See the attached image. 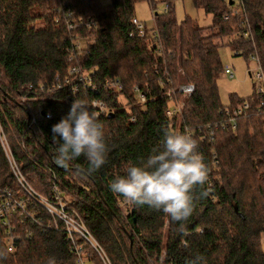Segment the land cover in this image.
Returning <instances> with one entry per match:
<instances>
[{
    "label": "trees",
    "instance_id": "1",
    "mask_svg": "<svg viewBox=\"0 0 264 264\" xmlns=\"http://www.w3.org/2000/svg\"><path fill=\"white\" fill-rule=\"evenodd\" d=\"M137 1L0 0V119L17 163L30 185L47 195L51 194L49 170L54 172L60 193L111 264H187L197 255L206 264H264L260 241L264 231V106L257 108L259 98L253 89L245 97L229 93L228 105L249 103L237 116L234 129L218 126L212 142L197 140L210 172L203 189L207 195L201 197L200 188L195 191L198 198L187 221L189 235L178 233L179 224L162 211L130 205L109 188L128 164L146 160L161 145L165 128L179 131L185 125L194 129L224 119L216 86L222 71L217 38L235 33L228 44L234 54L255 53L264 72V0H240L243 11L236 13H232L235 1L191 0L211 13V22L205 26L186 15L177 21L172 0H161L165 8L153 12L157 38L129 35ZM68 10L74 11L71 20L78 24L73 29L63 15ZM225 12L227 18L222 17ZM243 13L251 38L240 31ZM91 15L97 25L86 27L83 20ZM89 36L93 41L77 48L75 39ZM239 43L252 44L244 50L236 47ZM74 64L92 74L100 86L96 91L80 83L79 90L72 91L73 77L67 82L65 76ZM108 77L121 79L123 98L118 91L102 88ZM183 82L192 83L193 90L182 97L174 91L170 99L181 98V108L178 115L167 116L170 99L165 91ZM134 84L150 86L152 97L143 104L136 102ZM95 97L113 112L110 117L98 116L110 148L107 163L95 172L87 170L84 157L68 169L56 165L52 125L67 115L74 99L90 103ZM38 105L49 110L50 117L39 115L25 129L28 117L39 113ZM89 110L93 112L90 105ZM0 181L13 184L1 151ZM42 214L47 221L49 215L44 210ZM19 234L15 249L8 251L0 229V251L7 253L0 264H77L61 222L57 228L26 223ZM76 241L82 243L83 253H98L82 237ZM93 259L103 264L95 255Z\"/></svg>",
    "mask_w": 264,
    "mask_h": 264
},
{
    "label": "built area",
    "instance_id": "2",
    "mask_svg": "<svg viewBox=\"0 0 264 264\" xmlns=\"http://www.w3.org/2000/svg\"><path fill=\"white\" fill-rule=\"evenodd\" d=\"M235 1L236 6L232 8V13H236L239 10L243 11V6L240 0H229ZM67 17L68 27L73 29L78 24L71 20L74 15L73 10H68L63 13ZM228 14L223 13L222 17L227 18ZM79 20H83L79 17ZM86 27L96 26L97 21L93 15L89 16L88 20L85 21ZM130 23L132 29L129 31V35L137 34L138 36H151L154 38L158 37V31L155 26L147 27L145 22L141 20L138 16L133 14L130 18ZM241 33L244 37H250V30L243 13L241 18ZM86 41L92 42L93 36L86 37L85 39L77 37L75 39V45L79 49H83L86 46ZM157 50H160L161 44L157 45ZM249 57L255 62V67L253 69H247L248 75L253 79V91L254 94L259 98L257 108L259 106H264V72L259 64L258 58L255 53H250ZM71 55L69 59H72ZM94 70V69H93ZM224 74L231 76L232 71L229 66L222 67ZM73 77L72 91L76 92L79 90V83L83 84L93 91H96L100 86L97 81L93 79L92 74L85 68L80 67L78 64H74L69 68V74L65 76V81H70ZM255 84V85H254ZM102 88L104 90H114L119 92V97L123 98L121 88L122 81L119 77H108L102 81ZM142 88L138 84L132 86V94L136 102L145 103L147 98L151 95V88L148 85ZM31 87V85H29ZM42 88V85L39 86ZM193 90V84L190 82H183L177 84L175 89H169L165 91V95L170 99L174 91L178 92L182 96L190 94ZM180 96V97H182ZM152 97V96H150ZM181 98L169 100L168 105L165 108V113L167 116L177 114L181 108ZM248 101L244 100L235 105H223L222 112L224 114V119L220 122L211 124L210 122L204 123L202 125L195 126L194 129H190L183 125L181 132L190 131L194 138L198 141H206L207 143L212 142L214 137L213 130L218 126L221 128L234 129L236 127V118L245 109L248 108ZM89 105L93 108V112L97 116L101 114H107L111 111L106 102L100 98H92ZM39 113H32L27 120L25 129L29 128L37 119L39 115L44 114L45 117H50V111L42 110L41 105H38ZM134 119V117H132ZM0 151L3 153L5 160L7 162L8 170L10 176L13 178V184L2 183L0 181V229L3 231L4 244L8 251H13L15 249L16 241L20 237L19 229L25 226L26 223L32 224L36 223L45 227H55L57 228L62 223V227L66 233V237L72 242V249L75 253L74 258L77 264H95L93 255L98 257L103 264H111L108 256L104 253L103 249L97 244L89 233L85 223L81 217L76 213L69 201L62 196L58 186L56 184V178L54 172L49 173L51 177L50 188L51 194L47 195L39 190L35 189L25 178L21 167L17 163L11 143L7 137L5 128L0 119ZM212 155H214L212 153ZM215 163V160H213ZM43 210L49 215V219L44 221ZM27 235H31V230L29 229ZM82 237L93 249L98 253H83L82 243H78L76 238ZM261 239L264 240V231L261 233Z\"/></svg>",
    "mask_w": 264,
    "mask_h": 264
},
{
    "label": "clouds",
    "instance_id": "3",
    "mask_svg": "<svg viewBox=\"0 0 264 264\" xmlns=\"http://www.w3.org/2000/svg\"><path fill=\"white\" fill-rule=\"evenodd\" d=\"M52 142L57 145L54 162L68 169L84 157L88 171L95 172L107 163L110 148L106 143L103 125L95 112L89 110L87 99H74L66 116L51 127ZM199 143L190 131L165 128L161 145L139 163H130L123 175H117L109 188L133 206L147 205L162 211L171 222L179 224L178 233L189 235L187 221L192 217L197 188L205 196L204 186L210 169L198 151ZM7 253L0 251V259ZM187 264H206L197 255Z\"/></svg>",
    "mask_w": 264,
    "mask_h": 264
},
{
    "label": "rangeland",
    "instance_id": "4",
    "mask_svg": "<svg viewBox=\"0 0 264 264\" xmlns=\"http://www.w3.org/2000/svg\"><path fill=\"white\" fill-rule=\"evenodd\" d=\"M102 1L106 2L107 0ZM154 2V6L151 0H138L134 3V14L143 20L149 28L155 24L153 12H161L165 8V2L161 0H154ZM172 7L177 21L186 15L201 26L208 25L211 22V13L205 12L202 7L194 6L191 0H172ZM234 34L230 33L216 39L219 43L218 53L222 67L229 66L232 71L231 76L221 71L216 79L219 100L225 106L228 105L229 93L234 92L239 97H245L252 92L254 82L248 75L247 69H253L255 62L249 55L247 57L242 54H234L230 45H228L230 40L235 38ZM251 44L247 43L244 45L239 43V46L236 47L246 50L248 45L250 46ZM260 241L261 247L264 249V240L261 239Z\"/></svg>",
    "mask_w": 264,
    "mask_h": 264
},
{
    "label": "water",
    "instance_id": "5",
    "mask_svg": "<svg viewBox=\"0 0 264 264\" xmlns=\"http://www.w3.org/2000/svg\"><path fill=\"white\" fill-rule=\"evenodd\" d=\"M107 116H109V117H110V116H113V112H112V111L108 112V113H107ZM233 208H234V210H236V207H235V206H234Z\"/></svg>",
    "mask_w": 264,
    "mask_h": 264
}]
</instances>
